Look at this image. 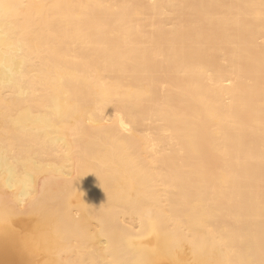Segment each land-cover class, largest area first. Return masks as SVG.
Segmentation results:
<instances>
[{"label": "bare ground", "instance_id": "1", "mask_svg": "<svg viewBox=\"0 0 264 264\" xmlns=\"http://www.w3.org/2000/svg\"><path fill=\"white\" fill-rule=\"evenodd\" d=\"M2 105L0 264H264V0H0Z\"/></svg>", "mask_w": 264, "mask_h": 264}, {"label": "rangeland", "instance_id": "2", "mask_svg": "<svg viewBox=\"0 0 264 264\" xmlns=\"http://www.w3.org/2000/svg\"><path fill=\"white\" fill-rule=\"evenodd\" d=\"M17 107V106H16ZM14 108V109H17V111H14L15 113H16V116L20 113L21 115L20 116H22V110L19 112L18 111V107L17 108ZM1 108H3V118L5 117V120L7 119V120H10V123H9V121H7L8 123H9V125L10 126H12L13 124H14V119H15V123H17V121H19V119H20V121L22 122L21 124H23V120L21 119V118H19L17 121H16V116L15 117H12V116H14L15 115V113L14 114H10L9 112H8V114H7V110H5L4 109V106L2 105V107H0V109ZM20 109H21V107H20ZM1 111V110H0ZM4 111H5V114H4ZM12 111H13V109H12ZM13 113V112H12ZM0 115H1V113H0ZM10 118V119H9ZM11 118H14V119H11ZM3 121V119L1 118V116H0V124L2 123V125L3 124H5V123H7V122H2ZM13 120V122H11ZM20 121H19V123H17V124H19L18 126L20 127ZM12 123V124H11ZM17 124H14V125H16L17 126ZM2 125L0 126V206L1 205H3L4 203L6 204V205H4L2 208H7L8 207V209H5L4 211L3 210H1V207H0V214H7V215H9V211L8 210H11L10 212H12L13 214H11L10 213V215H9V219L7 218V216L5 215V217L8 219V222H10L11 220H14V218L15 219H17V217H18V219H19V207H20V205H19V201H18V194H19V190H20V188L19 187H17V189L14 187V185H15V183H19V181H21L20 180V178L21 179H23L24 177H25V174L24 173H22L23 171V169H20L21 167H22V165L20 164V163H22L21 162V160L23 159L22 157L24 156L25 157V155H23L24 153L22 152L23 151V149H21V146H22V148H23V144H22V142H23V140H24V138H23V136L21 135V133H23L24 134V131H22V129H20V130H18V128H17V130H18V134H16V135H14V133H16L17 132V130H15L14 132L12 131V133H13V135H11V128L9 127V125H8V127H9V130H8V128H7V131H8V133H7V135H6V133L4 134L3 133V131H5V132H7L6 131V127L5 126H7V124L6 125H3V129H2ZM14 125L12 126V129H16L15 127H14ZM25 126V125H24ZM5 127V128H4ZM22 127V126H21ZM20 127V128H21ZM25 127H23V129H24ZM5 129V130H4ZM3 130V131H2ZM10 131V132H9ZM10 133V134H9ZM9 134V135H8ZM20 134V135H19ZM20 136V138H21V136H22V138L21 139H19V137L18 136ZM13 136V137H12ZM20 141H22L21 142V144H20ZM23 160H25V158L23 159ZM22 160V161H23ZM24 162L25 161H23V165L24 166H26L25 164H24ZM23 166V168L25 169L26 167H24ZM22 171V172H21ZM25 171V170H24ZM26 172H27V169H26ZM22 173V174H21ZM20 175H23L24 177H21ZM4 202V203H3ZM6 202H9L8 204L6 203ZM2 203V204H1ZM8 205V206H7ZM14 212H13V211ZM8 212V213H7ZM17 212V213H16ZM14 216V217H13ZM4 222H5V220H3ZM0 222H1V220H0ZM3 222V223H4ZM8 222H6L5 224L6 225H4L3 224V226L5 227V226H8ZM0 225H2L1 223H0ZM2 227V226H1ZM121 250H118V251H116V250H114V253H115V255H117V257L116 258H120L119 259V261H120V264H137V262H136V259L138 258V256H137V252L136 251H121ZM128 252V253H127ZM120 255H119V254ZM122 253H124L125 255H123ZM134 253H135V255H134ZM40 256V252L38 253V257ZM124 258H123V257ZM127 256H130V257H127ZM137 257V258H136ZM128 258V259H127ZM131 259V260H130ZM126 262H125V261ZM130 260V263L128 262ZM125 263H124V262ZM133 261H134V263H133Z\"/></svg>", "mask_w": 264, "mask_h": 264}]
</instances>
